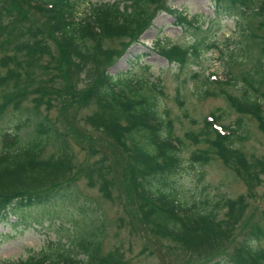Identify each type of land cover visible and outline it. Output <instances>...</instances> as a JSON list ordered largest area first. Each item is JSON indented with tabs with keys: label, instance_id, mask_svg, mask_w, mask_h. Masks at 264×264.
<instances>
[{
	"label": "trees",
	"instance_id": "1",
	"mask_svg": "<svg viewBox=\"0 0 264 264\" xmlns=\"http://www.w3.org/2000/svg\"><path fill=\"white\" fill-rule=\"evenodd\" d=\"M81 1L0 0V117L7 109L15 112L17 121L24 115L14 133L0 132V221L14 217L24 224L30 212L59 203L71 205L82 180L103 201H110L109 190L117 189L133 223L184 248L182 264H264V250L255 246L264 238L258 226L239 228L237 241L224 231L245 210L243 196L182 202L175 187L181 170L179 154L187 145L194 147L188 156L190 165L202 167L218 160L248 193L259 184V176L264 177V157H248L240 147L247 138L248 120L264 138V105L253 95L264 101V92H259L264 83V38L251 67L239 72L253 93L244 90L232 96L223 89L211 93L237 117L223 125L220 115L209 113L198 129L185 131L180 139L172 137L171 120L160 105L164 99L160 81L127 73L112 77L107 69L137 42L157 10L170 14L183 32L191 34L197 30V19L168 8L165 0L86 3L77 17ZM208 1L214 18L257 20L255 29L264 31V0ZM244 36L252 40L256 35L247 31ZM152 50L167 64L178 66L188 60V53L196 56L195 48L159 42ZM44 57L56 58V82L40 74L47 63H41ZM26 103L29 107L23 106ZM53 103L58 105L60 124L70 117L67 128L81 151H87V159L78 162L68 135L47 120ZM76 107L89 109L86 127L73 121ZM69 109L74 111L68 114ZM217 209L222 211L220 218ZM78 213L79 222L69 227L76 236H70L68 244L62 239L48 241L24 260L0 264H125L117 248L101 251L107 223L99 210L85 200ZM48 224L59 232V223L49 220ZM205 251L213 255L204 259Z\"/></svg>",
	"mask_w": 264,
	"mask_h": 264
},
{
	"label": "rangeland",
	"instance_id": "2",
	"mask_svg": "<svg viewBox=\"0 0 264 264\" xmlns=\"http://www.w3.org/2000/svg\"><path fill=\"white\" fill-rule=\"evenodd\" d=\"M85 1L82 0L79 4L77 17L82 16L86 3H106L114 0ZM165 4L172 10L181 11L187 19L196 18L199 28L197 27L195 34L183 32L170 14L157 10L148 28L139 35L137 42L130 45L107 69L108 73L112 77H120L127 73L132 77L160 81L164 92V99L160 105L164 106L168 112V119L171 120L172 125V137L183 139L182 134L188 130L198 129L202 125V119L209 113L220 115V122L223 125H230L237 115L228 110L222 98L215 97L211 93H218L219 89H223L232 96H238L244 90L249 94L253 93L247 88L239 72L247 71L257 58L261 47L259 41L264 38V31L255 29L257 20L246 23L243 19L214 18L212 6L208 0H165ZM34 16L32 15V18ZM247 31L254 33L255 38L249 40L248 36H244ZM158 42L166 47L176 45L185 49L195 48L196 56L192 57L188 53V60L182 66L167 64L152 50ZM41 63H46L39 69L41 76L56 82L57 80L53 77L56 58L48 60L44 57ZM230 80H233L232 84ZM260 87L259 92H264V83ZM253 95L264 105V101L257 93ZM23 106L29 107L27 103ZM57 106V103H53L47 114V120L63 135H68L70 150L78 162L87 159V151H81V146L75 141V135L67 128L69 127L67 124L71 123L70 117L66 116L65 120H61L64 125L60 124ZM76 109L77 116L73 121L86 127L84 116L89 109L84 107H76ZM71 111L74 110L69 109L66 113L70 114ZM23 119L24 115H21L20 120L17 121L15 112L7 109L0 117V132L14 133L15 124ZM22 131L23 129L18 132V135H21ZM246 132L247 138L240 144L241 150L248 157H264V138L250 120L247 121ZM193 149L194 147L187 145L179 154L181 170L177 171L175 177L178 199L182 202L203 198L216 201L225 197L235 199L243 196L246 199L245 210L239 215V220L234 221V226H225L224 231L229 233L230 238L234 237L233 241L241 237L237 235L238 229L247 228L249 225L258 226L264 233L262 218L264 177L259 176V184H256L253 191L248 193L245 185L218 160L214 159L202 167L196 164L190 165L188 156ZM76 191L73 204L59 203L43 211L39 210L38 213L30 212L24 224L16 223L14 217H9L7 221H0V261L24 260L29 255L38 253L48 241L62 239V242L67 241L68 244L69 240H72L70 236L72 238L76 236L75 232H71L73 228L69 231V227L70 224L79 222L78 205L80 202L89 200V204L99 210L107 223L100 238L103 254L117 248L122 252L125 264H182L184 262L185 250L179 244L160 235L155 236L154 233L146 231L130 220L124 209V203L117 198V189L109 190L110 201H103L97 190L88 189L82 180L77 182ZM217 211L220 218L222 211L218 209ZM46 213L50 214L49 217L45 216ZM48 219L53 225L59 223L58 233L54 232V228L48 224ZM73 240L78 241L77 238ZM255 246L264 250V238L259 239ZM229 248H232V245H229ZM202 254L204 259H208V255H213L212 251H205Z\"/></svg>",
	"mask_w": 264,
	"mask_h": 264
}]
</instances>
